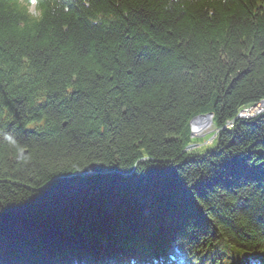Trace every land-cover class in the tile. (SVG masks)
<instances>
[{"label":"trees","instance_id":"16d2710c","mask_svg":"<svg viewBox=\"0 0 264 264\" xmlns=\"http://www.w3.org/2000/svg\"><path fill=\"white\" fill-rule=\"evenodd\" d=\"M261 2L0 0V264L264 261Z\"/></svg>","mask_w":264,"mask_h":264},{"label":"rangeland","instance_id":"374dc122","mask_svg":"<svg viewBox=\"0 0 264 264\" xmlns=\"http://www.w3.org/2000/svg\"><path fill=\"white\" fill-rule=\"evenodd\" d=\"M261 5L262 6H264V2H261ZM30 10L33 12V13H35L36 14V8H35V5H33L32 7H30ZM255 107H253V108H258V110L261 108V107H263V108H261L262 110L261 111H263V112H260V111H258V112H255L254 114H250V115H247L246 114V112L245 111H243L242 112V114H240V116H239V119H246L245 117L247 116V118H255V117H258V116H260V115H264V100L263 101H261L260 102V104L258 105L257 104V106L256 105H254ZM250 109V108H249ZM249 109L248 110H246V111H249ZM252 109V108H251ZM198 117V116H197ZM196 118V117H195ZM194 118V119H195ZM193 119V120H194ZM192 120V121H193ZM191 121V122H192ZM195 124H197V121H195V123L192 125L191 124V137H193L192 136V134H194V125ZM234 125V122H232V123H229L228 124V128H231L232 126ZM193 127V128H192ZM213 131L211 132V134H207V135H205V136H202V135H195L194 134V136H195V138H192V139H194V140H196V139H202V141L201 142H199V143H197V144H193L192 146V148H190V146L189 147H187V149H186V151L188 150V152L189 153H192L194 150H196V149H198L197 151H202V150H204V149H206L207 148V146H210L214 141V139L213 140H211V138H212V135H214V134H216L217 132H218V130H217V128H216V126H215V124H213ZM193 129V130H192ZM219 251H223L224 253H226L227 255H228V257H229V262L227 263V264H231V263H234V262H236V261H239V259H244V253H242V252H240V251H238V250H236L235 249V247H230V246H228V245H226V243L224 242V241H221L220 243H218V244H216L215 246H214V248L213 249H210L208 252H204V253H202L201 254V257H203L206 261H207V264H212L213 263V261H216V264H223L222 263V259H220V257L219 256H217V252H219ZM216 252V253H215ZM235 253H237V256L235 255ZM256 264H264V261H257V263Z\"/></svg>","mask_w":264,"mask_h":264},{"label":"bare ground","instance_id":"6f19581e","mask_svg":"<svg viewBox=\"0 0 264 264\" xmlns=\"http://www.w3.org/2000/svg\"><path fill=\"white\" fill-rule=\"evenodd\" d=\"M261 108H263V107H261ZM261 108L259 110H258V108L249 109V111H246V114L247 115H250V114H254L255 112H258V111L263 112V111H261L262 110ZM213 129H214L213 128V124H210L207 121H201V120H199V121H197V124L194 125V134L195 135L205 136L207 134H211V132L213 131ZM216 138H217V133L214 134V135H212L211 140L214 139L213 141H215ZM218 240H219L218 243H220L221 241H225L224 238L221 235L218 236ZM111 241H112L111 235H105V241L99 242L100 243L99 244L100 247L96 251H94L93 254L97 253L98 251H103L104 249H106V244L111 245ZM218 243H216V244H218ZM216 254H217V256L220 257V259H222V263L223 264H227L229 262L230 259H229L228 255L226 253H224L223 251H219ZM100 258H101V255H95V259L97 260V262L100 261L99 260ZM92 259H94L93 256H91V255L87 256V253H84L78 259H75L72 256H67V258H65L63 260L62 259V256H59L58 261L62 262L63 264H80V263H83L82 260L91 261ZM105 261L107 263H112L113 262V259H108V260H105ZM184 263L185 262H182L180 264H184ZM187 263L189 264V262H187Z\"/></svg>","mask_w":264,"mask_h":264},{"label":"water","instance_id":"95a60500","mask_svg":"<svg viewBox=\"0 0 264 264\" xmlns=\"http://www.w3.org/2000/svg\"><path fill=\"white\" fill-rule=\"evenodd\" d=\"M213 117L214 115L213 114H206V115H200L198 117H196L192 122L191 124L193 125L195 123V121H207L209 122L210 124L213 122ZM193 128V127H192ZM193 130V129H192ZM193 138L195 137L194 134H192ZM193 146H190V148H192Z\"/></svg>","mask_w":264,"mask_h":264}]
</instances>
